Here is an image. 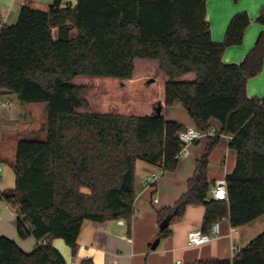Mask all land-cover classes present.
Wrapping results in <instances>:
<instances>
[{
	"label": "trees",
	"instance_id": "trees-1",
	"mask_svg": "<svg viewBox=\"0 0 264 264\" xmlns=\"http://www.w3.org/2000/svg\"><path fill=\"white\" fill-rule=\"evenodd\" d=\"M207 2L77 0L61 6L53 0L47 10L24 4L17 21L0 28V90L47 108L46 137L19 140L16 189L0 194L16 210L21 238L34 236L37 248L26 252L1 236L0 264H66L53 239H64L76 255L86 219H125L130 233L137 161L164 172L178 167L184 124L161 113L78 111L90 105L87 86L75 85V76L129 80L136 59L158 61L168 78L166 106L179 101L200 130H209L212 119L221 124L197 159L186 194L158 212L159 237L171 234V222L190 205L205 206V233L225 217L237 228L264 215V96L247 92L249 79L264 67V32L242 62L224 63L225 50L243 42L252 20L236 14L223 42H215ZM256 21L264 25V6ZM189 73L195 78L184 79ZM222 135L231 136L237 163L226 175L228 198L216 200L210 197L209 154ZM81 263L95 264L91 258ZM190 264H264V231L231 258Z\"/></svg>",
	"mask_w": 264,
	"mask_h": 264
},
{
	"label": "crops",
	"instance_id": "crops-1",
	"mask_svg": "<svg viewBox=\"0 0 264 264\" xmlns=\"http://www.w3.org/2000/svg\"><path fill=\"white\" fill-rule=\"evenodd\" d=\"M77 0H62L61 6L76 4ZM53 0H0V17L4 24L17 21L24 4L47 10ZM264 6V0H208L207 19L210 22L212 39L223 42L231 19L238 13L246 12L252 22L245 31L243 42L228 47L222 57L224 63H240L253 49L258 37L264 32V25L256 18ZM58 36V29L53 30ZM75 33V32H74ZM137 60V59H136ZM157 67V77H149L159 87L158 97L151 101L152 113L163 114L166 119L195 126L187 110L179 101L172 106L165 104V84L167 76L160 70L156 60L146 59ZM137 62V61H136ZM135 62V66L136 65ZM136 71V67H135ZM134 75L135 76V72ZM194 73L184 76L192 80ZM133 79L124 81H132ZM247 92L250 97L264 96V67L256 76L249 79ZM0 194L11 193L16 185L14 162L19 140L35 138L45 133L47 108L45 103H21L18 96L0 90ZM87 108L78 109L85 112ZM220 130V122L210 121ZM212 135H204L188 145V152L180 155L175 171L164 172L159 165L142 160L136 163V200L131 232L125 219L96 222L86 219L78 236V251L73 255L71 247L62 238L53 239V245L64 255L66 264H82L84 258H91L95 264H190L213 257L231 258L235 254L233 246L247 245L264 231V215L241 227H233L225 217L216 224L218 233L201 245H190L188 232L201 229L205 216L204 205H190L182 218L171 222V234L159 237L161 226L158 212L175 202L188 190V180L194 175L197 159L207 150ZM230 136L222 135L209 154L208 177L212 181L210 197L214 196L215 182L226 178L235 167L237 152L230 146ZM159 174L157 181L150 184L152 174ZM17 213L7 201H0V237L13 239L24 251L37 248V238H21L17 230ZM154 246V247H153Z\"/></svg>",
	"mask_w": 264,
	"mask_h": 264
},
{
	"label": "rangeland",
	"instance_id": "rangeland-1",
	"mask_svg": "<svg viewBox=\"0 0 264 264\" xmlns=\"http://www.w3.org/2000/svg\"><path fill=\"white\" fill-rule=\"evenodd\" d=\"M136 73L132 81L115 78H98L78 75L73 79L76 85H86L87 111L100 113H121L125 115H149L152 113L151 101L159 95L157 82L149 77H157V67L146 59L136 60ZM46 134H38L36 139H44Z\"/></svg>",
	"mask_w": 264,
	"mask_h": 264
},
{
	"label": "built area",
	"instance_id": "built-area-1",
	"mask_svg": "<svg viewBox=\"0 0 264 264\" xmlns=\"http://www.w3.org/2000/svg\"><path fill=\"white\" fill-rule=\"evenodd\" d=\"M4 25V20L0 17V28ZM1 104H4V102L0 101ZM188 129L182 131L179 135L183 147H182V151H181V155L185 154L188 152V145L199 140L202 136L204 135H212L215 136L218 134L219 129H217L214 126H211L209 128V130H200L198 129L196 126H190L187 127ZM231 138V136H230ZM159 174L157 173H153L150 177V184H154L157 179H158ZM214 199L216 200H224L228 198L227 195V182H226V178H222L219 179L215 182V187H214ZM214 228H212V232L211 233H205L202 228L201 229H193L191 231L188 232V242L190 243V245H201L204 244L206 242H208L209 240H211V238L215 237L218 233V225L215 224L213 226ZM233 249L235 251H238L240 248L235 244L233 246Z\"/></svg>",
	"mask_w": 264,
	"mask_h": 264
},
{
	"label": "water",
	"instance_id": "water-1",
	"mask_svg": "<svg viewBox=\"0 0 264 264\" xmlns=\"http://www.w3.org/2000/svg\"><path fill=\"white\" fill-rule=\"evenodd\" d=\"M161 111H159L158 113H160ZM154 247V246H153Z\"/></svg>",
	"mask_w": 264,
	"mask_h": 264
}]
</instances>
